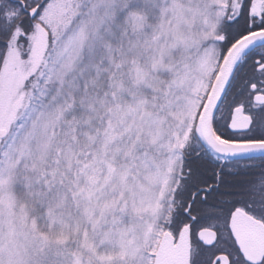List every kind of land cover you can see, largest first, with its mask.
<instances>
[{"label":"rangeland","instance_id":"obj_1","mask_svg":"<svg viewBox=\"0 0 264 264\" xmlns=\"http://www.w3.org/2000/svg\"><path fill=\"white\" fill-rule=\"evenodd\" d=\"M149 1L152 74L150 79L140 74L136 80L165 85V116L145 99L122 104L98 97L99 77L102 80L115 62L127 65L136 45L129 43L122 18H115L121 11L125 22L138 27L139 11L132 9L131 14L127 0H83L87 8L82 0L48 2L37 19L49 35L37 33L28 58L10 60L6 66L0 78V129L7 131L0 141V264H30L23 251L26 245H21L23 237L29 242L32 237L21 228L36 230L39 221L56 230L60 246L80 229V246L67 251L82 263H152L177 183L179 153L173 149L176 140L165 139L166 129L171 122L180 125L179 140L185 141L220 59L221 21L225 15L235 19L245 0H230L226 7V0ZM45 61L49 85L55 82L61 94L75 96L83 105L77 134L87 149L80 150L78 160L73 149L56 155L53 167L58 166L61 183L46 194L41 178L52 153L60 148L54 142V109L61 110V104L48 92L45 102L22 111L18 90ZM13 62L18 63L16 70ZM145 146L156 154L140 152ZM26 195L35 197L39 208L48 207L45 219L28 215ZM74 209L79 217L72 220Z\"/></svg>","mask_w":264,"mask_h":264},{"label":"flooded vegetation","instance_id":"obj_2","mask_svg":"<svg viewBox=\"0 0 264 264\" xmlns=\"http://www.w3.org/2000/svg\"><path fill=\"white\" fill-rule=\"evenodd\" d=\"M253 2L259 6V17L252 11ZM47 3L0 0V78L10 60L22 62L28 58L37 33L49 35L47 27L37 19ZM33 9L36 12L30 16ZM248 12L252 20L246 26L248 33L264 30V0H250ZM17 62L12 64L15 70ZM43 65L46 70L47 62ZM258 96H264V44L246 51L234 69L212 119L213 131L220 140L232 144L264 143V103L257 101ZM30 107L25 104L21 110ZM6 135L7 131L0 141ZM201 143L202 156L211 168L204 170L201 186L181 204L185 208L183 217L176 221L172 231H164H169L176 243L181 229L188 227L189 264H264V155L223 157Z\"/></svg>","mask_w":264,"mask_h":264},{"label":"trees","instance_id":"obj_3","mask_svg":"<svg viewBox=\"0 0 264 264\" xmlns=\"http://www.w3.org/2000/svg\"><path fill=\"white\" fill-rule=\"evenodd\" d=\"M50 1L55 0H47V2ZM70 1H72V3L76 2V0ZM77 1L79 2V0ZM122 1L123 0H121V2ZM229 1L230 0H226L225 7L229 4ZM138 2L139 4L137 6H135L133 1L127 0L126 2L131 14H133L132 9L139 11L138 16L140 17L137 18L139 22L138 27L132 25L130 20L125 22L121 11H118L119 15H115L118 16L115 17L116 22H119L120 17L122 18L121 20L124 23V31L131 38L129 43L134 44L132 42H135L136 45L131 49L132 52L130 51V55L128 54L129 62L127 65H124L125 63L120 61L119 64H117L118 62H115L113 66L107 69L102 80L99 77V87L101 88H98V97H100L99 99H107L110 103L120 101L122 104H126L127 102L134 100L145 99L151 103L153 110H157L158 108V110L160 109V112L158 113L165 116V85L156 86L155 84H152L149 86L143 82H137L138 80H136L140 74H144L147 79H150L152 74L150 57L153 47V34L150 21L151 17H153V8L149 3V0H139ZM247 3L248 1L245 0L244 5L235 19L230 20L227 18V15H225L221 21L222 23L219 28V33L222 35L223 42L220 43L222 46L220 59L232 42L236 41L239 37L250 31L249 28L246 29V26L252 23ZM82 6L87 8L89 5L88 3L85 4V2H83ZM126 11L127 10L124 9V12ZM226 13L227 12L225 10V14ZM84 50L83 52L85 54ZM44 60L47 61V58H44ZM79 60H81V58H79ZM46 78L47 73L43 69L42 65V68L40 66L36 71L32 72L29 78L23 81V85H20L18 89L22 94V105L29 104L33 106L34 103L39 104L41 101L45 102V94L48 92H50V95H52L51 97H53L59 105L61 104V110L58 111L56 108L54 109V129L56 131L54 135V142L56 141L55 143L58 144L60 148L52 153L51 160L47 164L46 169L43 171V177L41 178L40 187L45 194L46 190L50 189L54 191L61 183V174L58 172L59 168L58 166L56 168L53 167L54 160L57 157L56 155L61 156L66 149H73L76 154V160H78L80 158V150H83V152L87 150L84 146L83 134L80 135V138H83V140L78 139L79 135L77 134L78 119L80 117L81 110L83 111V105L79 104V99L75 96L69 97L67 95L68 93L64 95L61 94L62 91L60 89L58 91V87L55 82H51V85H49ZM152 82L154 83V80H152ZM49 86H51L50 91L48 88ZM65 98L66 100H64ZM204 98L205 95L202 96L200 101L201 103H199L200 108L202 106L201 104H203ZM198 114L199 112L196 113L197 116ZM197 116H195L194 124L188 129L189 132L186 134V139L183 143H180V134L178 135V130H181L180 125L171 122L166 129L167 132L165 133V139L169 140L170 138L174 139V141L176 140V146H174L175 148L173 149L175 152L177 149L179 159L178 169L174 171L177 183L171 192V205L168 210L167 224L162 228L164 230L172 231L176 225V221H179L180 218L183 217L185 208L184 206H181V204L189 200L192 192H194L197 187L201 186L204 179V170L207 171L211 168V164L202 156V143L196 129ZM166 118H168V116H166ZM75 137L76 139H74ZM73 140H75V142ZM142 151L150 152L149 154L151 155L156 154V150L152 147L150 149V146H145L140 152ZM134 154L137 155L136 152ZM167 155H169V152L166 154L164 153L159 157L163 158ZM24 201L27 203V213L29 216L34 214L37 217H40L39 220L45 219L43 217H45L48 207L39 208L37 202H35V197L31 199L26 195ZM200 210H202V208ZM72 214V220L79 217L76 215L75 209L72 211ZM174 215L177 217L176 220L172 218ZM168 219H170V221H168ZM151 223L154 222L152 221ZM36 227L38 229L31 231L25 227L21 228L25 235L30 234L28 236L32 237V240L30 238L31 242H29L27 237H23L24 242H22L21 245V247L26 245V249L23 251L27 253V256L29 255L27 259L30 264H89L82 263L81 259H79L76 254L70 252L68 253L67 251L68 248L73 249L80 246V229L75 231L76 236L71 241L68 240L60 246L55 240L56 230L53 227H50L41 221L38 222ZM42 243H44V246ZM152 260L153 253L151 254V261Z\"/></svg>","mask_w":264,"mask_h":264},{"label":"water","instance_id":"obj_4","mask_svg":"<svg viewBox=\"0 0 264 264\" xmlns=\"http://www.w3.org/2000/svg\"><path fill=\"white\" fill-rule=\"evenodd\" d=\"M252 11L259 17V6L251 3ZM36 9L31 10L33 16ZM264 44V30L250 32L238 38L225 52L217 73L212 81L209 92L202 104L196 120V129L200 140L214 154L223 157H247L252 155H264V143L232 144L220 140L212 128L213 115L223 97V94L232 77L234 69L249 49ZM257 101L264 103V96L256 97ZM6 131L0 129V137H4ZM189 231L183 227L178 235L176 243L169 231H164L154 253L152 264H189Z\"/></svg>","mask_w":264,"mask_h":264}]
</instances>
